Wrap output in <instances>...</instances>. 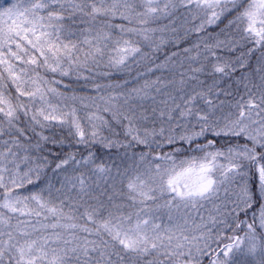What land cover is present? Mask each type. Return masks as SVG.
I'll return each mask as SVG.
<instances>
[{
    "label": "snow or ice",
    "instance_id": "6c2138e0",
    "mask_svg": "<svg viewBox=\"0 0 264 264\" xmlns=\"http://www.w3.org/2000/svg\"><path fill=\"white\" fill-rule=\"evenodd\" d=\"M0 264H264V0L0 8Z\"/></svg>",
    "mask_w": 264,
    "mask_h": 264
},
{
    "label": "trees",
    "instance_id": "16d2710c",
    "mask_svg": "<svg viewBox=\"0 0 264 264\" xmlns=\"http://www.w3.org/2000/svg\"><path fill=\"white\" fill-rule=\"evenodd\" d=\"M13 2V0H0V8H4V7H9L11 5V3ZM226 23V21H225ZM220 27H223V24L220 25ZM219 29H209V31H212L213 33H215V31H218ZM196 39V37L194 35L189 37V41H194ZM187 45V42L185 44V46ZM175 49H173L171 46L166 47L165 49L161 50L160 52H158L156 54V56L154 57V60L156 63H162L165 59L166 56L171 55L172 51H174ZM252 64H255V60L253 59ZM152 67L154 68L155 65L152 64ZM141 72L146 73L148 76H150L151 78L155 79L157 76H161L163 75H167L166 72H163V70H155L152 72H149V62H144L142 65L140 66H133V68L130 70V72H126V73H115L113 74V76L108 77V78H101L102 80H106V82L109 83H120L123 84L125 79H129L132 80L135 77H137ZM236 75H239V73H237ZM144 77L140 76V82H143ZM60 88L61 91L66 92L69 95L72 94H76V95H89L91 94V90H92V85L91 82L86 83L83 80H76L75 77H64L62 80V83L58 86ZM222 99L224 98L223 96L221 97ZM179 146V145H177ZM94 151H96L97 156L100 157L102 160L104 161H108L109 160V156L111 155L113 158H115V152L113 151V153L109 154L108 152H106V150H104L103 148L97 147L96 149H94ZM26 191V189L24 190Z\"/></svg>",
    "mask_w": 264,
    "mask_h": 264
}]
</instances>
